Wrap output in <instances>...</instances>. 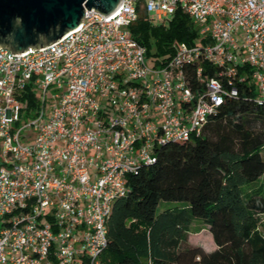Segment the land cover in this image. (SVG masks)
I'll use <instances>...</instances> for the list:
<instances>
[{"label": "built area", "instance_id": "built-area-1", "mask_svg": "<svg viewBox=\"0 0 264 264\" xmlns=\"http://www.w3.org/2000/svg\"><path fill=\"white\" fill-rule=\"evenodd\" d=\"M138 10L152 23L185 14L199 41L148 68L128 30ZM50 88L60 94L45 107ZM245 91L264 106V0H122L106 19L84 11L42 49L0 48V264H104L126 176L160 146L197 137ZM21 116L34 134L24 143L12 126Z\"/></svg>", "mask_w": 264, "mask_h": 264}, {"label": "trees", "instance_id": "trees-1", "mask_svg": "<svg viewBox=\"0 0 264 264\" xmlns=\"http://www.w3.org/2000/svg\"><path fill=\"white\" fill-rule=\"evenodd\" d=\"M128 30L154 65L173 45L199 41L178 11L152 23L138 10ZM248 96L225 100L197 137L160 146L152 164L126 176L106 221L104 264H264V234L256 230L264 215V106ZM20 101L25 111L36 106L27 87ZM195 234L208 238V250L191 243Z\"/></svg>", "mask_w": 264, "mask_h": 264}, {"label": "water", "instance_id": "water-1", "mask_svg": "<svg viewBox=\"0 0 264 264\" xmlns=\"http://www.w3.org/2000/svg\"><path fill=\"white\" fill-rule=\"evenodd\" d=\"M122 0H0V48L42 49L77 29L84 11L111 16Z\"/></svg>", "mask_w": 264, "mask_h": 264}, {"label": "rangeland", "instance_id": "rangeland-1", "mask_svg": "<svg viewBox=\"0 0 264 264\" xmlns=\"http://www.w3.org/2000/svg\"><path fill=\"white\" fill-rule=\"evenodd\" d=\"M168 18H165V21H167ZM151 53H154V48L151 47L150 49ZM145 64L148 68H152L154 66L153 64V57L152 56H148L145 58ZM59 95L60 91H55L52 90L51 88L47 90L46 92V102H45V107H48L50 104L51 106L56 103L57 99H53L52 96L53 95ZM30 120V117H20L19 121L16 124H13V128L15 130L20 129L21 128V133H20V137H23L24 139H20V142H27V141H31L32 138L34 137L33 132L31 131V129H26L24 128V125L27 124ZM262 159L264 160V150L261 153ZM198 227H200L199 223H195L193 224L190 229L191 231L197 229ZM256 230L258 232H260L261 234H264V215L261 217V219L259 220V223L256 226ZM189 240L191 241V243H195L197 245L202 246L205 250H208L209 248V240L206 236L201 235V234H195V235H190Z\"/></svg>", "mask_w": 264, "mask_h": 264}]
</instances>
